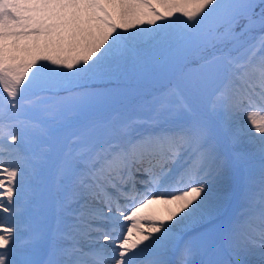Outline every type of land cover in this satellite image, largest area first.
Here are the masks:
<instances>
[{"label": "snow or ice", "instance_id": "snow-or-ice-1", "mask_svg": "<svg viewBox=\"0 0 264 264\" xmlns=\"http://www.w3.org/2000/svg\"><path fill=\"white\" fill-rule=\"evenodd\" d=\"M0 264H264V0H0Z\"/></svg>", "mask_w": 264, "mask_h": 264}]
</instances>
